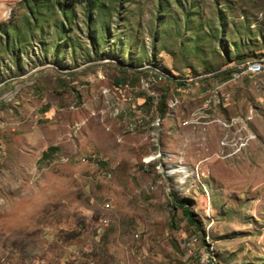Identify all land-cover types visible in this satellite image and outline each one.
Returning a JSON list of instances; mask_svg holds the SVG:
<instances>
[{
  "label": "rangeland",
  "instance_id": "obj_1",
  "mask_svg": "<svg viewBox=\"0 0 264 264\" xmlns=\"http://www.w3.org/2000/svg\"><path fill=\"white\" fill-rule=\"evenodd\" d=\"M59 3L0 0V264H264V0Z\"/></svg>",
  "mask_w": 264,
  "mask_h": 264
},
{
  "label": "built area",
  "instance_id": "obj_2",
  "mask_svg": "<svg viewBox=\"0 0 264 264\" xmlns=\"http://www.w3.org/2000/svg\"><path fill=\"white\" fill-rule=\"evenodd\" d=\"M239 67H245L246 69H254L257 67H264V62H245L244 65L239 66ZM230 70L231 69H229L228 71H230ZM193 79H197V78L186 77L185 79H183L181 82H178V83H183V82L190 81ZM162 81H164V80L162 79ZM121 93L126 94V91L121 89ZM122 96L123 95L121 94L120 98L123 100L124 97H122ZM228 98L229 97H227V99L225 101H227ZM129 101H131L130 97L127 98V102H129ZM225 101H223V102H225ZM223 102L205 103V104H201V106L199 108H205V112H209V111H212L213 108H215L219 105H222ZM129 105L130 104H128V106ZM128 106H124L122 101H121V110L122 111L130 112V114H133L136 117H138L142 123H148L150 121V115L148 116L146 113L142 112L139 108H136L134 106L132 108H130V106L129 107ZM195 112H197V110ZM196 243H197V238L192 237L191 239H189V241L187 243L183 244V248L187 249V252L189 254L188 256L197 257L196 260H197V263H199V264H213V261H212V259H210V256L208 254L201 253L200 255H197V254L192 252L191 248L194 247L196 245Z\"/></svg>",
  "mask_w": 264,
  "mask_h": 264
},
{
  "label": "bare ground",
  "instance_id": "obj_3",
  "mask_svg": "<svg viewBox=\"0 0 264 264\" xmlns=\"http://www.w3.org/2000/svg\"><path fill=\"white\" fill-rule=\"evenodd\" d=\"M248 62H253V61H248ZM244 65V64H243ZM257 68H260V67H257ZM257 68H254V69H257ZM254 69H246L245 67H242V69H237L234 73H233V76H234V79H233V81L234 80H236V79H240L248 70H254ZM151 71V74L154 76V78L155 79H157L158 81H160V82H162V79L163 80H165L166 79V77H167V75L165 74V73H163L162 71H159V70H157V69H154V70H150ZM231 71V70H230ZM170 76V75H169ZM168 76V77H169ZM162 78V79H161ZM178 78V77H177ZM192 78V77H191ZM172 80V79H171ZM177 81L178 82H181V80L180 79H177ZM184 83V82H183ZM183 83H179L180 85H182ZM124 90V89H123ZM125 91V90H124ZM215 96H214V98H215V101L214 102H216V99H219V97H220V94H218V93H215L214 94ZM210 103H212L213 102V98L212 99H210V101H209ZM205 104V103H204ZM114 108V107H113ZM118 108V107H117ZM198 111V110H197ZM118 114V113H117ZM119 114H122L123 116H126V115H128V112H124V111H119ZM115 116H117V115H115ZM129 116V115H128ZM119 117V116H118ZM150 121H152L151 120V116H150ZM140 125H142V122L140 121V120H138V122H137V124H135V126H134V129H135V127H138V126H140ZM133 129V128H132ZM157 134H155V138H154V140H156L157 139ZM173 173H185V170L183 169V168H177V169H175L174 171H173ZM212 256V255H211ZM211 259V258H210ZM214 264V263H213Z\"/></svg>",
  "mask_w": 264,
  "mask_h": 264
},
{
  "label": "crops",
  "instance_id": "obj_4",
  "mask_svg": "<svg viewBox=\"0 0 264 264\" xmlns=\"http://www.w3.org/2000/svg\"><path fill=\"white\" fill-rule=\"evenodd\" d=\"M64 150L60 145H48L43 148L39 156L35 160V164H45L54 161L53 159L60 157Z\"/></svg>",
  "mask_w": 264,
  "mask_h": 264
},
{
  "label": "trees",
  "instance_id": "obj_5",
  "mask_svg": "<svg viewBox=\"0 0 264 264\" xmlns=\"http://www.w3.org/2000/svg\"><path fill=\"white\" fill-rule=\"evenodd\" d=\"M37 1H46V2H48V1H52V0H37ZM53 1H54L57 5L60 4V3H59L60 0H53ZM65 1H71V0H65ZM224 76H227V75L224 74ZM224 76H223V77H224ZM254 76H255V75H254ZM248 77H250V76H248ZM242 80H243V79H242ZM242 80H241V81H242ZM123 82H124L123 80H117V81H116V84H120V85H121V83H123ZM159 105H160V103H159ZM160 107H161V106H160ZM165 109H167L166 101H165ZM172 199H173V201L175 202L176 206H177L178 208H181V209H182L183 215L185 216L187 222H188L189 224L196 225V221L193 219L192 214H191V213L189 212V210L186 208L184 202H182V201H178L177 198L174 197L173 195H172Z\"/></svg>",
  "mask_w": 264,
  "mask_h": 264
}]
</instances>
